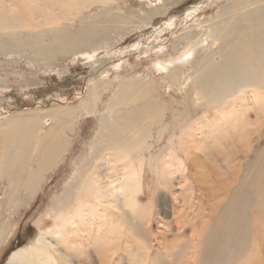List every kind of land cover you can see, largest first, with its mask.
Listing matches in <instances>:
<instances>
[{
	"label": "bare ground",
	"instance_id": "bare-ground-1",
	"mask_svg": "<svg viewBox=\"0 0 264 264\" xmlns=\"http://www.w3.org/2000/svg\"><path fill=\"white\" fill-rule=\"evenodd\" d=\"M232 1L235 7L231 2L216 20L191 27L178 38L177 45L187 43L180 57L159 63L158 71L166 72L157 78L163 89L185 96L189 103L167 100L154 79L144 78L124 84L103 112L98 104L101 85L96 84L79 107L38 111L12 122L11 134L1 144L0 180L6 179L18 202L22 188L32 200L46 175L62 166L64 154L73 147L67 134L76 115L99 114L88 150L71 166L78 167L76 177L44 219L45 238L11 253L6 264H52L44 248L48 236L66 238L68 252L82 251V239L97 236L103 260L131 248L130 257L140 264H153L155 258L162 264H244L251 258L264 264V0ZM88 4L89 0H0V44L7 40L14 50H27L48 62L85 48L101 28L84 22L72 34L58 24ZM247 7L254 9L240 15ZM120 20L109 17L104 28L111 25L115 30ZM39 26L49 29L38 31ZM22 28L30 29L28 36H19ZM201 50L207 53L196 65ZM95 53L85 54V59H94ZM196 98L201 105L193 104ZM4 115L0 110V121ZM46 120L52 124L44 133ZM208 139L217 142L211 149L220 144L238 151L233 159L224 160V166L215 159L211 168L196 153L209 148ZM223 167L230 173L227 180L221 178ZM181 170L187 172L180 174ZM178 179L184 182L178 194L183 207L197 208L188 216L195 221L193 233L187 238L179 230L171 248L159 249L155 256L152 237L139 233L129 218L124 222L119 218L128 217L126 208L146 210L142 199L161 187L174 195L172 185ZM186 221L177 224L182 228ZM2 225L5 239L10 226Z\"/></svg>",
	"mask_w": 264,
	"mask_h": 264
},
{
	"label": "rangeland",
	"instance_id": "rangeland-1",
	"mask_svg": "<svg viewBox=\"0 0 264 264\" xmlns=\"http://www.w3.org/2000/svg\"><path fill=\"white\" fill-rule=\"evenodd\" d=\"M89 1V6L70 12L72 14L61 18L58 24L62 30L65 29L72 34L78 33L79 25L84 22L101 28L93 41L87 43L85 48L73 51L75 53L57 55L51 62L40 61L27 50H14L7 40L1 42L0 110L5 112V115L0 121V156L1 144L11 134L13 121L28 118L38 111L48 112L58 107H79V103L89 95V89L96 84L101 85L102 92L98 103L99 112H103L106 104L115 100L116 93L124 84L139 82L144 78L154 79L161 86V93L167 100L173 97L179 103H184L185 99L186 103H189L185 96L177 97L174 93L163 89L164 85H161V81L157 78L164 76L166 72L158 71L159 63L178 58L184 53L186 41L181 45L177 43L178 38L184 37L189 28L216 20L221 9L231 5V2L235 7L232 0H104L103 3H98V0ZM262 4L264 7V3ZM158 8L160 11L154 12ZM251 9L254 8L247 7L240 15ZM57 12L61 14L60 11ZM109 17L122 19L119 24H115V30H111V25L104 28V23ZM46 28L39 26L38 31L49 29ZM29 31L30 29L22 28L18 33L19 36L25 37L28 36ZM196 31L199 32L198 27ZM0 39L3 37L0 36ZM93 52H97L94 59H85V54ZM206 53L207 51L201 50L194 64L197 65ZM193 104L201 105L202 101L196 98ZM75 118L67 134L73 146L72 150L64 154L62 166L60 165L61 167L59 166L54 172H49L44 182L40 184L41 187L34 189L32 200H28L26 191L22 188L19 201H14L8 182L6 179L0 180V264H6L14 251L27 247L40 238H45L42 235V229L45 227L44 219L62 189L67 188L76 177L78 167L71 166L82 159L88 150L87 145L92 141L97 130L99 114L95 116L94 113L79 112ZM51 124L50 120L45 121L42 126L44 133ZM214 140L206 141L209 148L205 149L204 153L196 152L200 155V162H205L207 159L211 168L216 166L215 159L218 158L217 164L224 166L226 163L224 160L233 159V154L238 151L237 148L232 151L227 150L220 144L214 146L219 151L211 149L210 146L217 143ZM231 164L234 165L233 162ZM180 172L183 174L187 171ZM190 172L195 173L193 170ZM222 172L221 178L227 180L230 173L225 168ZM146 174L152 175L148 171ZM148 184L146 182V186ZM182 185L184 182L181 179L173 182L174 195L164 187H161L154 196L151 192L153 198L149 195L141 202L146 210L134 212L131 208H126L128 217L119 218L120 222L129 218V223L135 224L139 233H146L148 237H152L150 249L155 256H158L159 249L163 252L166 248H171L173 241L178 238L179 230H182L187 238L193 233L195 221L188 216L191 213L195 214L197 208L183 207L182 198L178 196L183 190ZM204 185L210 187L209 182ZM178 187L181 189L177 190ZM195 193L199 192L195 191ZM11 201H14V206ZM183 208L184 213H182ZM205 211L209 212L207 205ZM114 213L123 215V211H114ZM186 220L188 224L180 228L177 223ZM4 222L10 226L6 230L7 234L11 232L5 239L2 236ZM262 229L264 231V228ZM162 232L165 236L161 238L159 235ZM96 237H90L89 241L84 237L82 251L77 248L68 252L65 248L68 247L66 238L56 236L55 239H51L48 236L47 246L44 248L50 254L52 264H140L138 258L130 257V251L133 250L131 248L128 251L110 253L103 260L102 243L95 239ZM165 242L167 243L164 244ZM75 244L73 247L76 248ZM136 250L139 249H134V252ZM257 263L258 259L251 258L244 264ZM153 264H162V262L160 258H155Z\"/></svg>",
	"mask_w": 264,
	"mask_h": 264
}]
</instances>
